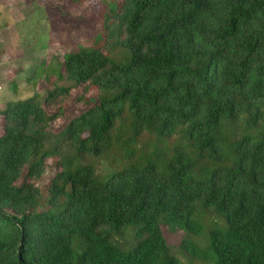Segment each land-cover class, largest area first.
Returning <instances> with one entry per match:
<instances>
[{
	"label": "trees",
	"instance_id": "obj_1",
	"mask_svg": "<svg viewBox=\"0 0 264 264\" xmlns=\"http://www.w3.org/2000/svg\"><path fill=\"white\" fill-rule=\"evenodd\" d=\"M108 6L102 49L0 112V264H183L168 234L191 264H264V0ZM78 89L89 108L53 134Z\"/></svg>",
	"mask_w": 264,
	"mask_h": 264
},
{
	"label": "rangeland",
	"instance_id": "obj_2",
	"mask_svg": "<svg viewBox=\"0 0 264 264\" xmlns=\"http://www.w3.org/2000/svg\"><path fill=\"white\" fill-rule=\"evenodd\" d=\"M110 1L112 0H0V112L9 103L25 101L35 96H39L43 102L48 89L52 88L47 76L58 69L64 55L77 53L80 49H102L105 46L103 22ZM119 60L121 63L127 62L124 58ZM55 81L53 77L52 82ZM62 86L68 84L62 83ZM81 93L79 89L75 90L66 102L59 101L63 115L51 125L53 134L61 133L71 120L89 108L83 107L84 102L77 103ZM96 94L92 89L85 99L93 98ZM55 109L50 108L49 113L53 114L52 110ZM2 124L0 117V136L4 132ZM55 162L54 159L47 162L46 173L39 182L42 190L57 173ZM97 166L100 174L107 163L102 160ZM44 206L42 204V208ZM217 223L219 222L214 216L206 218L205 230ZM129 230L131 231L115 240V246L130 251L137 245L138 241L133 233L135 229ZM181 236L168 234L181 263L191 264L179 252L183 238Z\"/></svg>",
	"mask_w": 264,
	"mask_h": 264
}]
</instances>
